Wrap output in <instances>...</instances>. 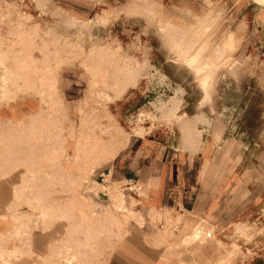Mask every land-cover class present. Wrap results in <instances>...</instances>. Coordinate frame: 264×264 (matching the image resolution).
<instances>
[{
  "label": "crops",
  "instance_id": "obj_1",
  "mask_svg": "<svg viewBox=\"0 0 264 264\" xmlns=\"http://www.w3.org/2000/svg\"><path fill=\"white\" fill-rule=\"evenodd\" d=\"M12 1L27 15L40 12L29 0ZM54 1L55 4L76 15L83 22L92 20L95 14L107 16L102 13L106 9L97 12L99 10L97 0ZM198 2V0H144L143 2H130L125 10L131 12L135 6L138 7L139 16L135 28L141 45L147 51L148 61L153 67L154 74L152 75L157 78V72H160L167 78L161 77V83L166 80L162 85L159 84L158 79L155 81L153 94L161 93L169 100L177 90L182 89L179 114H186L190 118L197 114L203 115L202 123L197 125V129L201 131V146L197 150L184 148L176 122L164 129L159 128L161 124L157 128L147 127L149 132L145 130L142 136L135 134L139 132L141 125L133 120L136 127L130 130L127 145L113 160L106 163L109 167L107 173H102V175H111L113 183L126 181V189L133 193L130 197L137 200V205L133 210L142 216L144 224L140 225L129 220L124 224V231L132 234L123 238L118 245H114L113 235L110 233V240L104 241L105 247L91 250L88 248L96 243L97 239L88 240L89 243L83 246L82 243L86 240L84 232H73L76 237L72 242L70 221L67 222L65 218L52 222L47 228L40 227L41 220L35 224L27 222L28 232H30V250L29 253L20 257L21 264L65 263L61 257L66 253L67 257L73 258V264H95L94 257L97 256V252L107 253L108 258L106 257L105 264H112L118 256L127 259L129 264H208L206 249L205 251L201 249V261L195 262L192 255L193 250H188L178 243L160 242L163 244L159 245V242V244L155 242L157 236L153 233L155 229L152 225V216L158 215L154 221L160 232L163 231L169 215L173 216L172 219L176 215L181 218L185 217L184 221L186 218H201L203 223L213 227L215 231L226 232L224 239H227V235L229 237L234 235L235 226L249 223L257 217L263 205L261 199L256 197L255 191L250 189L249 184L245 186L241 184L238 174L264 172L259 165L245 166L242 164L246 156H264V153L257 154L264 148V9L254 0H203L201 3ZM146 4L149 6L148 14ZM113 10L119 14V10ZM194 15L199 18L207 16L209 25H211L209 30L211 36L208 38L210 45H208L205 56L210 55L215 47L221 46L230 34L236 42L234 52L231 53L232 49L229 51L230 56L219 53L214 59L219 62L224 60L225 56H229V62L234 61L236 65L234 70L221 68L215 72L214 89L213 85H208L207 89L203 88L202 83L205 79L209 81V74L201 76L199 71L201 78L199 81L196 78V72L186 66L184 60L178 55L181 38L185 36V30L194 23ZM112 27L114 28V25L110 27V30L113 29ZM136 85V88L128 87L124 92L126 94L123 100L112 107L115 121L125 128H128V120L134 118L130 116L136 112L135 110L150 109V104L155 102V96L149 99V95L145 93V90H149L148 86H142L140 83ZM212 89V100L206 102ZM259 96L262 97L261 103ZM10 108L4 107L3 109L6 118L10 117L12 112L20 115V110H26L25 112L28 113L30 112L28 110L33 109V107L29 109L27 106L19 107V105L10 106ZM156 114L154 119L157 118ZM254 115H257L256 123L259 126L256 137L252 139L255 142L253 149L256 151L249 153L250 145L246 143L249 140L246 136L249 133L247 126ZM160 117L161 109L159 110ZM234 156H239L240 161L236 162ZM58 164L59 177H66V174L71 172L74 173V177L81 175L76 169L67 172L64 160ZM9 175L0 178V215H4L0 216V231L6 237L13 236H9L15 224L11 219L12 215L25 213L35 219L32 215L33 211L30 214L29 210L25 211V208L22 209L20 206L21 203H28L32 200L35 185L31 183L30 188H27L21 197L16 198L15 189L23 184V180L16 182ZM59 177L56 180L58 182ZM44 180L46 183L47 181L55 182L49 178ZM72 186V189L76 188L75 181ZM244 187L249 191L248 194L246 191H240ZM260 187L263 188L257 185L254 190ZM81 190L82 188L79 187L78 202L81 201ZM26 195L29 197H25ZM73 195L76 196V194ZM73 195L67 200H71ZM128 199L129 197L126 206L129 208ZM43 201L54 204L67 202L66 200ZM13 206L15 209H10ZM111 206L107 198L105 208L108 209ZM73 213L76 214L77 210ZM74 218L75 221L71 219V223H77L76 217ZM182 220L179 218L177 222L180 223ZM20 230L25 232L26 229ZM175 232H181V230L177 229ZM152 236H154L153 240L150 238ZM16 239L9 240V243L12 241L11 244H13L11 245L13 249L9 251L21 247ZM39 240H44L46 243L41 245L38 243ZM255 247L259 248V246ZM254 264H264V262L256 260Z\"/></svg>",
  "mask_w": 264,
  "mask_h": 264
},
{
  "label": "rangeland",
  "instance_id": "obj_2",
  "mask_svg": "<svg viewBox=\"0 0 264 264\" xmlns=\"http://www.w3.org/2000/svg\"><path fill=\"white\" fill-rule=\"evenodd\" d=\"M26 1H28V0H26ZM29 1L33 2L32 4H35L34 6L40 12L35 13V14L32 13V15H30L29 19L23 20L15 12V10L12 11L13 6L9 7V6L5 5V3H3L5 1L0 0V20H1L0 21V38H1L0 39V52H2V55L5 57V65L6 66L8 65L7 67H9V68L12 67L13 68L12 72H14L15 75L20 72V70H18V68H16V65H15L16 62L18 61V59H21L23 62H30V61H32V59H34V65L37 68L33 72L38 74V75H42V74L47 72V69H46L47 63L50 64L51 66H54L56 63H59L62 66V73L60 75V81L57 84V88L59 90V93H57V94L53 93L52 98H57L58 96H60L65 100V104L68 107L69 117H66V114H65L66 112H65L64 106H63V111H60V107H58V106L54 107L53 110H55V111L52 112L50 115H48V113H49L48 110L50 108V106H49L50 101H48L49 98L48 97L42 98L34 90V88H35L34 85L26 86L24 84V82L21 79H19V77H18L19 75L15 76L17 81L15 83H11L9 85L10 90H12L10 93H11V98L13 100L10 99L9 103L2 104L0 107V113H2V115H4L3 109H2L4 107L8 108L9 106H18V105L19 106H27V107H28V105H30L28 107L29 109H31V107H33L34 110L40 109L41 111H40V113H38V115H29L28 113L25 112L26 110H20L21 114L18 116H14V117L19 118V117L24 116V120L22 122L23 124L18 125V124L12 123L10 128H9L8 134H13L15 129H20V130L26 129L27 130V128L32 129V128H37V127H43L44 130H42V132L41 131L40 132L35 131L33 133L28 132V130H27V131H25V133H19V135L16 136L17 138H13V139L11 138L10 140L6 139L5 141H3L0 144V150H2V149H4V144H6L8 146V145H10L9 141H11L13 149L20 147V148L27 150V152L18 153L17 155L19 156V158H23V157H25V158L30 157L31 159L33 158L32 161H30V163H27V165L20 164L18 167L12 166V167H9L7 169L8 174H10L9 176L11 178H13L14 181L21 182L23 180V177L25 176V173L27 172V170L33 171L34 172V173H32L33 175H29V174H27V175L31 176V180H33L32 183L34 185H38L39 188H41L43 200H66L68 202V200H67L68 197L73 195V189H72L73 182L72 181H66L65 183H60V182L56 181L57 178L59 177V173H60V168H58V165H57L58 162L60 160L65 159L66 155H70V156L75 155V152H76L74 150L75 149V143L80 138V136L82 138L83 135H90L92 133H95V134H98L99 137L101 136V138L106 140V138L109 137V135H107L108 132L110 133V132L116 131L119 134H123V133L125 134L126 133V134H128V136L130 138L129 132H131L130 131L131 129L136 127L135 122H137V117L139 115H142V118H144L143 121H141L142 123L141 122L138 123L141 125V129L144 132H145V130H146V132L147 131L149 132V129L147 127H150L151 129L157 128L161 124L159 126V128L164 129L165 127L171 126L174 122H176L178 129L181 133V142L183 145L186 142H184V140H183V135H182V132L180 129V122L181 121L182 122H184V121L190 122L192 124V126L194 127L195 134H197V135L193 134L194 137L196 136L195 140L198 142L196 149L201 146V140H200L201 131H199L197 129V125L199 123H202L204 117L202 114H197L192 118L188 117L186 114H182V113L179 114L180 105L182 103L181 90H177L175 92V95L170 97V99L166 100V102H165V103H168V102L173 100V104H174L173 108H175L173 110L176 111L175 118L173 119V121H171V122L166 121L165 122V120L160 119L159 118V110H156L157 111L156 116H157V118H159V120L158 119H150L148 117H145L144 113H146V111L151 110V109L145 108L143 110H135L136 112H134L130 116V118H132V116L134 118L128 120V123H127L128 128L122 127L121 125H119L117 123V121H115V118L112 114L113 113L112 107H113V105L117 104V102H120L121 100H123V96H125V94H126V93H124L125 91L122 93V95L120 97H118L112 101H108L107 97L104 94L105 92H107V93L111 94L112 96H114L115 92H112V91L116 90L115 89L116 86L117 87L121 86L120 83L121 82L123 83L124 80L126 79V78L123 79L124 77L121 75H118V76L114 75L115 71H117L116 67H117L118 63H115V65H114L115 71H113L112 66H110V64H109V62L113 59V57L108 56L106 58L103 56H94L93 58L89 59L86 57V54L84 52H75L73 50L70 51V49H69L70 46H68V48H67V46L65 44L68 41L76 42L77 38H79V40L82 39L81 41H84L83 46H84V49L87 51L92 44H99V45L101 44V45L105 46V45L110 43L109 45H111V47L119 48L120 52L122 53V55L126 61H129L131 59L129 61L131 63L130 64L131 67H133L134 69L136 67L142 68L144 61H146L148 58L146 56L147 55L146 49H144V47L141 45L140 40L137 39L139 37H138L137 29L135 28V26H136V22H137V19L139 16V12L137 10L138 7L135 6V9H133L131 12L126 11L125 7L130 2H137V1L143 2L144 0H97L96 4H98L97 6L99 8V10H97V12L101 11V9H106L108 11L115 13L113 10V9H115V10H119V14L115 13L117 16L110 18L108 22H105L101 25L95 24V25H93V27H91V29L86 28L85 26L83 27V25L79 23L80 22L79 20H77V19L74 20L72 18V16H70L71 15L70 12H67L66 14H64L63 11L61 10L62 11V13H61V11L56 6L57 4H55L54 0H47V1L41 0L42 2H40V0H29ZM44 1H46V2H44ZM146 1H148V0H146ZM198 1H199L198 3L203 2V0H198ZM260 4H262V3H260ZM260 4H259V6H261V8L264 9V4H262V5H260ZM15 7H17V5H15ZM145 7L147 10V14H148V11H149L148 4H146ZM17 8H19V7H17ZM19 11H20V13H23L21 10H19ZM44 12H45V14H42ZM96 15L97 14H95L93 18H95ZM7 16H9V18ZM146 17H147V15H146ZM201 19L202 18H200V20ZM147 20H148V17H147ZM73 21H76V22L72 23ZM77 21H79V22H77ZM22 25L24 26V28ZM112 25H114V28L112 27L113 29L110 30V27ZM80 26H82V27H80ZM35 27H37L39 29L40 33L33 32V29ZM200 27H202L203 29ZM200 27L198 25V27L195 26L194 28L191 27V28H187L185 30V36L181 38V41L183 42V44H182L183 47L185 46V44L187 42H189L187 44V48H189V50L185 54L179 53L178 55L180 58H182L184 60L183 61L184 64L186 66H188L191 70H193V71L199 70L201 72V76L204 74H209L211 71L214 72L213 73L214 75L212 74V82H213V89H214V83L216 81V75H215L216 73L215 72L218 69L223 68V66L220 68H216V69L214 68L213 70H207L206 67H204V65H206L208 60L216 59L214 56L217 55L216 52L219 48L215 47V49L212 51V53L208 56H205V52H207V49H204L201 52L198 51V45L199 44L203 45L204 43L209 42L208 38L211 36V35H209V33H210L209 30L211 28V26L209 25V20L202 23V25ZM81 28L84 30H80ZM85 28L88 29V31ZM1 31H3V32H1ZM49 31H54V34L50 35L48 33ZM22 32H25V33H22ZM7 34H8V36L6 37ZM11 34H14L15 36H13ZM80 37H82V38H80ZM93 37H95V38H93ZM109 41H112V42H109ZM17 42H18V44H16ZM12 43H13V45H12ZM5 44H6V46H5ZM43 44H45V45H43ZM36 45H38V46H36ZM235 48H236L235 39H234L233 35H231V36L229 35L226 38V40L224 41V43H222L220 53H225V55H228L229 51L232 49L231 52L233 53ZM3 49H5V50H3ZM24 52H26V53H24ZM68 54H72V55H68ZM24 56H26V57H24ZM136 56H138V57H136ZM69 57H70V59H69ZM50 59H52V60L50 61ZM94 59H96V60H94ZM137 59H139V60H137ZM14 61H15V64H14ZM37 61H39V62H37ZM104 61H108V62L104 63ZM231 63H233L232 67L229 68V66L227 65L226 69L234 70L236 65H234V61H231ZM106 68H108V69H106ZM152 69H153L152 67H150V68L148 67L147 70L141 71V73L139 75L140 77L138 76L139 79L137 82V83H140L142 86H148L149 87V90H146V92H145L147 96L149 95V99H151V96H155L153 94V92H154L153 87L155 85V81L157 80V78L154 75H151V74H154V71H152ZM97 76H99V78ZM113 76H115V77H113ZM104 77L113 78V79L115 78V81H113L112 79H107V78L105 80ZM93 80H94V83H93ZM100 80H103V81H100ZM100 82H101V84H100ZM164 83H165V81L163 80L162 84H164ZM136 84L131 85V86L132 87L134 86L136 88V86H137ZM131 86H128V87H131ZM213 89H212L211 95L209 96V99L206 102H209L212 100ZM14 92L16 94H14ZM208 94H209V92H208ZM261 98L262 97L259 96V102L260 103L262 102ZM95 100H97V101H95ZM28 111H31V110H28ZM93 113H94V115H92ZM102 113H103V115H101ZM82 115H84V116H82ZM256 116L257 115H254V117L252 119H250L251 121L249 122V124L247 126L249 133H248V135L246 134V136L248 137L249 140H247L248 142H246V143H249V145H250L249 151H248L249 153H255V151H256L253 149V143H255V142L252 140L256 137V131L259 127L256 123V118H257ZM152 117L154 118L155 114ZM86 118H87V120H85ZM63 120H65V121H63ZM133 120L135 122H133ZM32 122H35V123H32ZM113 122H115V124ZM102 123H104L103 124L104 126L102 125ZM152 124H154V126ZM117 125L120 126L122 128V130H118V129L114 128V127H117ZM60 127H63V130H64L62 135H64V137L67 135L65 137L67 142H66V145L64 143V150H58L57 153L54 154L56 157L58 155H62V157L60 159H56V158H53V156H51V155L53 153L52 151L54 150L53 145H55V144L59 145V140H58V138L55 137V133L57 132L58 128H60ZM84 127L87 131L84 129ZM89 128H91V129H89ZM77 129H78V131H77ZM99 131L100 132L102 131V132L100 133ZM71 132H73V133L71 134ZM187 143H190V142H187ZM246 145H248V144H246ZM45 146L49 147L48 151H50V152H48L47 150L45 151V149H44ZM58 147L60 149V145ZM66 147H67V150H66ZM259 153H264V148L257 152V154H259ZM46 157H48L49 159H47ZM233 158L236 162L240 161L239 156H234ZM242 164L245 166L259 165L264 170V156H261V157L260 156L259 157L246 156L243 158ZM77 166L78 165L75 163V159H73V158H69L68 160H64V167L67 168V170H66L67 172L71 171V170H68V168L76 169L75 167H77ZM108 167H109V164L94 167L95 172L89 178L94 179L95 181L99 182L101 185H104L105 187H107L109 185V188L104 189V188L100 187V188H98L99 190L96 193L94 191H88V187L87 188L84 187L81 190V196L82 197H87V198L90 197L91 198V200H89L90 204L87 205L88 207H87L86 212L87 213L89 212V214H94L95 220L105 219V218L108 219L107 217L109 215L105 214V212L107 210L110 211L109 209H111L110 212H111L112 216L120 217V219L122 217L124 218L123 213H121L120 211H118L116 209L114 210L113 208H110V207L108 209L105 208V200L108 198L109 203H111V205H112V193L114 192V190L116 192H123L125 201H127V198L133 194L132 192H128V190L126 189L127 186H125V182L115 183L113 186L111 185V175H109V176L102 175V173H104V174L107 173L106 171H107ZM76 170H79L80 174L82 173L81 167L79 169L77 167ZM238 176L240 177L241 184L243 186H245V184H249L250 189H252V191H255V193L257 195L256 197L261 199V203L263 205L261 206L256 218H254L253 220H250L249 223H243V224L235 226L236 230L234 232V235L230 236V237L227 235V237H226L227 239H224L223 236L227 234L226 232H219L217 230L215 231L213 227L208 226L205 223H203L201 218H197V217H194L193 219H187L186 218L185 221L183 219V221H180V223H179L177 221L179 218L181 220L180 216L176 215L172 219L173 216L171 217L169 215V217L167 218V221H166V224H168V225L167 226L165 225V227L163 228V230L165 229L164 231L167 234V235L165 234L166 239L163 241V243L164 244L178 243L179 245H182L184 248H186L188 250H193L192 255H193V259L195 260V262L201 261V257H200L201 256V249H203L204 251L206 249L208 251V258H207L208 264H217L219 259L221 257H224L228 250H231L234 248H236V251L234 253L235 256L234 257L232 256L233 257L232 262L229 259L230 258L229 256H226V258H225L226 260L228 258L227 261H229L230 264H254L256 260H262L264 262V172H259V173L245 172V173L238 174ZM45 178H49L55 182H52V183H50V185H47L46 181L44 180ZM106 179H107V181H106ZM112 183H113V180H112ZM110 185L112 186L111 188H110ZM257 185L263 186V188L260 187L257 190H254L255 189L254 187H256ZM55 188L59 189V190L57 191ZM240 191L241 192L246 191L247 194L249 193V191L245 187ZM25 197H29V195H26ZM80 200L82 202L87 203V200H85L84 198L80 197ZM128 200L130 202L129 208L135 209L134 206L137 205V200H135V198H132V197H130V199H128ZM32 205H37V203L32 204ZM20 206L22 207V209L25 208V209L29 210L30 214H32V211L39 213L38 209H36L34 211V209H32L30 207L31 205H29L28 203H21ZM72 220L75 221V218H73ZM130 220H132V219H130ZM169 220L170 221L172 220V221L169 222ZM76 221H79V220L77 219ZM67 222H68V220H67ZM186 222L188 223L187 226H186V224H187ZM102 224H104L106 226L108 225L110 228L109 222L105 223L104 221H102ZM152 225H153V228L155 229V234L157 232H159V230H158L159 227L155 221H152ZM199 225L204 227V230H205L204 232H208L209 228L211 227L213 229V232H214V236H213L214 238H211V240L207 238L206 240H204L201 243H198L197 241L190 240V237H192V233H193L195 227H197ZM124 226L125 225H123L121 229L114 228L113 226H112V228L109 229L110 233H112V235H113V237H112L113 238V240H112L113 244L115 241L114 233L124 231L125 230ZM40 227L41 228H47V226L45 227L43 223H42V225H40ZM167 227H169V228H167ZM245 227L247 230L245 229ZM253 227H254V229H253ZM177 229H180L181 232H175ZM109 230H107V232ZM164 231H162V232H164ZM75 232H81V231H80V229H78V230H75ZM107 232H103V231L100 232L96 236L97 242L92 244L88 249L97 250L98 248L100 249L102 246L105 247L104 241L110 240V236H109L110 233H107ZM76 235H77V233H76ZM74 237H76V236L72 232L71 238H70L72 240V242L74 241ZM188 237H189V240L187 239ZM5 239H6L5 242H3L4 240H2L0 242L4 243L2 248L4 250L9 251L13 247V246H11V245H13V244H11L12 241L9 243V240L15 239V236L6 237ZM151 240H153V236L151 237ZM215 240L216 241L218 240V241L215 242ZM214 243H216L217 245ZM255 246H259V248L257 249ZM23 255L24 254H22L21 256H23ZM20 257L19 256L14 257L13 259L10 260L11 263L21 264ZM106 257H107L106 252H104V253L97 252V256L94 257L95 258L94 260L96 261L95 264H105L104 261H105Z\"/></svg>",
  "mask_w": 264,
  "mask_h": 264
},
{
  "label": "bare ground",
  "instance_id": "obj_3",
  "mask_svg": "<svg viewBox=\"0 0 264 264\" xmlns=\"http://www.w3.org/2000/svg\"><path fill=\"white\" fill-rule=\"evenodd\" d=\"M5 2V5L11 7L13 6L12 8V11L15 10V12L23 19V20H27L30 18V15H27V14H24V13H20L19 11V8L15 7V4L12 0H3ZM47 1V0H46ZM44 1V2H46ZM256 3L260 4L262 3L261 0H254ZM25 2V1H24ZM37 2V1H36ZM40 2H42L40 0ZM264 4V3H262ZM260 4V5H262ZM39 5V4H38ZM44 6V5H43ZM58 7V9L61 11H63L64 14H66L68 11H65L63 8H61V6L59 5H56ZM46 7V6H45ZM2 8V7H1ZM39 8V7H38ZM5 10V9H4ZM61 11V13H62ZM14 12V13H15ZM13 13V14H14ZM102 13L106 14L107 16H103V15H100V14H97L95 18H93L92 20H88L86 22H83L81 19H79L76 15L72 14L70 16H72V18L74 20H79L77 22H79L80 24L83 25V27L85 26L86 28H90L93 27V25H98V24H103L105 22H108L110 18L112 17H115L116 14H114L113 12L111 11H106V10H103ZM42 14H45L42 13ZM212 14V13H211ZM9 15V14H8ZM11 15V14H10ZM209 16V15H208ZM9 18V16H7ZM7 18V19H8ZM18 19V18H17ZM21 19V20H22ZM194 23L192 25H190L188 28H191V27H199L202 25V23L208 21L209 19L207 18V16L203 17L201 20L200 18L197 16V15H194ZM214 20V19H213ZM213 20H210L211 22ZM1 21V20H0ZM4 22V21H3ZM24 22V21H23ZM76 21H73L72 23H75ZM179 23V22H178ZM210 23V22H209ZM5 24V23H4ZM38 24V23H37ZM17 25V24H16ZM15 25V26H16ZM72 25V24H71ZM23 26V25H22ZM32 26V25H31ZM42 26V25H41ZM49 26V25H48ZM211 26V25H210ZM40 27V26H39ZM82 27V26H80ZM8 28V27H7ZM24 28V26H23ZM85 28V29H86ZM202 28V27H200ZM19 29V28H18ZM89 29V30H90ZM203 29V28H202ZM10 30V29H9ZM12 30V29H11ZM16 30V29H15ZM48 30V29H47ZM80 30H84V29H80ZM88 31V29H86ZM3 32V31H1ZM17 32V31H16ZM33 32L35 33H40L39 29L37 27H35L33 29ZM92 32V31H91ZM22 33H25V32H22ZM50 35L54 34V31H49L48 32ZM47 33V34H48ZM122 33V32H121ZM48 34V35H49ZM263 34V33H262ZM5 35V34H4ZM13 36H15L14 34H11ZM58 35V34H57ZM8 36V34L6 35V37ZM231 36V34H230ZM2 37V36H1ZM10 37V36H9ZM109 37V36H108ZM55 38V37H54ZM82 38V37H80ZM95 38V37H93ZM112 38V37H111ZM1 39V38H0ZM113 39V38H112ZM134 39V38H133ZM139 39V38H137ZM22 40V39H21ZM82 39L79 40V38H77V41L74 42V41H68L66 44L67 48L68 46H70V51L73 50L75 52H84L86 54V57L87 58H93L94 56H103V57H108V56H111L113 57V59L109 62L110 66H112L113 68V71L114 70V65L115 63H118L117 67H116V70L115 71V76H118V75H121L123 76L125 79L124 82L120 83L121 86L117 87L116 86V90L112 91V92H115L114 96H112L111 94L105 92V96L107 97L108 101H112V100H115L116 98L120 97L122 95V93L124 91H126V89L128 88V86H131V85H135L137 82H138V76L140 75L141 71H144V70H147V68L149 67H152L151 64L149 63L148 59L146 61H144L143 63V66L142 68L141 67H136L135 69L133 67H131V63L129 61H126L122 55V53L120 52L119 48H113L111 47V45H109L110 43L109 42H112V41H109L107 45L103 46V45H99V44H92L89 49L86 51L84 49V46H83V42L84 41H81ZM95 40V39H94ZM16 41V40H15ZM97 41V40H96ZM99 41V40H98ZM114 41V40H113ZM121 41V40H120ZM14 42V41H13ZM55 42V41H54ZM119 42V41H118ZM9 43V42H8ZM7 43V44H8ZM31 43V42H30ZM126 43V42H125ZM124 43V44H125ZM134 43V42H133ZM189 42H187L184 46V49L182 44L183 42L180 41V45H179V50L178 52L180 53H187V51L189 50V48H187V44ZM3 44V43H2ZM1 44V45H2ZM18 44V42L16 43ZM51 44V43H50ZM123 44V45H124ZM146 44V43H145ZM144 44V45H145ZM10 45V44H9ZM13 45V43H12ZM29 45V44H28ZM45 45V44H43ZM127 45V44H126ZM209 42H206L204 43L203 45L199 44L198 45V51L201 52L203 51L204 49H207L208 47ZM3 46V45H2ZM6 46V44H5ZM38 46V45H36ZM120 46V45H119ZM222 46V45H221ZM221 46H219L218 48L221 50ZM10 47V46H9ZM139 47V46H138ZM40 48V47H39ZM122 48V47H121ZM132 48V47H131ZM217 50L216 54L214 57L217 58V56L219 55L220 53V50ZM5 50V49H3ZM39 50V49H38ZM67 50V49H66ZM20 51V50H19ZM62 51V50H61ZM125 51V50H124ZM135 52V51H134ZM146 52V51H145ZM26 53V52H24ZM232 53V52H231ZM229 53V56L230 54ZM61 54V53H60ZM78 54V53H77ZM143 54V53H142ZM68 55H72V54H68ZM144 55V54H143ZM148 56V55H146ZM229 56H225L224 60H221V61H217V60H208L206 65H204V67H206L207 70H213L214 68H220L223 66V68H226V66L228 65L229 68L232 67L233 63L229 62L230 60L229 59ZM26 57V56H24ZM132 57V56H131ZM138 57V56H136ZM233 57V56H232ZM39 58V57H38ZM43 59V58H42ZM70 59V57H69ZM13 60V59H12ZM11 60V61H12ZM37 60V59H36ZM52 59H50L51 61ZM68 60V59H67ZM96 60V59H94ZM134 60V59H133ZM139 60V59H137ZM143 61V60H142ZM39 62V61H37ZM105 62H108V61H104ZM41 63V62H40ZM70 63V62H69ZM103 63V62H102ZM241 63V62H240ZM14 64H15V61H14ZM37 64V63H36ZM108 64V65H109ZM16 68H18V70H20L19 73H17L16 75L14 74V72H12L13 68H9L5 65V57L2 55V52H0V107L2 104H7L9 103L10 99L13 100L11 98V91L10 90V84L11 83H15L17 81V79L15 78V76H18L19 79H21L24 84L26 86L28 85H34L35 88L34 90L37 92V94H39V96H41L42 98H46L48 97L50 101V108L48 110V115H50L52 112H54L55 110H53L54 107L58 106L60 107V111H63V106H64V109H65V114H66V117H69V113H68V107L66 106L65 104V100L58 96L57 98H52V95L53 93H59V90L57 88V84L59 83L60 81V75L62 73V66L59 64V63H56L54 66H51L50 64L47 63V66H46V69H47V72L42 74V75H38L36 73H34L33 71H35V69L37 67H35L34 65V59H32V61L30 62H23L21 59H18V61L16 62ZM90 65V64H89ZM104 65V64H103ZM102 65V66H103ZM242 65V64H241ZM10 66V65H9ZM91 66V65H90ZM225 66V67H224ZM89 67V66H88ZM96 67V66H95ZM102 68V67H101ZM104 68V67H103ZM153 68V67H152ZM108 69V68H106ZM110 69V68H109ZM112 70V69H111ZM119 71V72H118ZM196 75H197V79L200 81L201 78L199 77V70H196L195 71ZM113 73V72H112ZM151 73V72H150ZM153 73V72H152ZM214 72H210L209 73V81L208 80H204V82L202 83L203 84V88L204 89H207L208 85H213V82H212V74ZM252 73V72H251ZM152 75V74H151ZM214 75V74H213ZM101 76V75H100ZM113 76V77H115ZM99 78V76H97ZM96 77V78H97ZM102 77V76H101ZM140 77V76H139ZM161 77L163 79H167L166 76L163 74V73H160V72H157V79H158V82L159 84L162 85L161 83ZM74 78V77H73ZM103 78V77H102ZM105 80L106 78L107 79H112L113 81H115V78H108V77H104ZM119 78V77H118ZM121 78V77H120ZM104 80V81H105ZM120 80V79H119ZM74 81V80H73ZM100 81H103V80H100ZM121 81V80H120ZM166 81V80H165ZM119 82V81H118ZM93 83H94V80H93ZM105 83V82H104ZM113 83V82H112ZM67 84V83H66ZM99 84V83H98ZM101 84V82H100ZM117 84V83H116ZM112 85V84H111ZM115 85V84H114ZM19 86V85H18ZM100 86V85H99ZM32 88V87H31ZM68 88V87H67ZM68 90V89H67ZM101 90V89H100ZM104 90V89H103ZM16 91V90H15ZM146 91V90H145ZM69 92V91H68ZM14 94H16L14 92ZM18 94V93H17ZM181 94L182 93V89H181ZM209 95V94H208ZM43 100V99H42ZM167 100V97L165 95H161V93H158L157 95H155L154 97V101L155 102H152L150 104V111H146V113H144L145 117H148L150 119H154L152 116L154 114H156V110H160L161 109V117L160 119H163L166 121H173V119L175 118V114H176V111L173 110L175 108H173V100L168 102V103H165ZM21 101V100H20ZM67 101V100H66ZM97 101V100H95ZM103 101V100H102ZM107 101V102H108ZM101 102V101H100ZM83 103V102H82ZM47 104V103H46ZM21 105V104H20ZM7 106V105H6ZM30 105H28L29 107ZM14 107V106H13ZM20 107V106H19ZM57 107V108H58ZM10 108V106L8 107ZM4 109V108H2ZM11 109V108H10ZM15 109V108H14ZM13 109V110H14ZM59 109V108H58ZM86 109V108H85ZM73 110V109H72ZM40 109H37V110H34L32 109L30 112H28L29 115H38V113H40ZM13 114L6 118L4 115H2V113H0V144L5 141L6 139L10 140L11 138H17L16 136L19 135V133H25V131L28 130V132H35V131H38V132H42V130H44L43 127H37V128H32V129H15L14 130V133L13 134H8L9 132V128L11 126L12 123H15V124H18V125H22L23 123V120H24V117H19V118H15L14 116H18L16 115V113L12 112ZM89 113V112H88ZM64 114V115H65ZM63 115V114H62ZM94 115V113L92 114ZM103 115V113L101 114ZM26 116V115H25ZM40 116V115H39ZM84 116V115H82ZM91 116V115H90ZM47 117V116H46ZM45 117V118H46ZM99 117V116H98ZM107 117V116H106ZM54 118V117H53ZM106 119V118H105ZM158 119V118H156ZM60 120V119H59ZM87 120V118L85 119ZM104 120V119H103ZM107 120V119H106ZM159 120V119H158ZM65 121V120H63ZM90 121V120H89ZM109 121V120H108ZM141 121H143L142 119V115H139L137 117V122L140 123ZM30 122V121H29ZM62 122V121H61ZM87 122V121H86ZM32 123H35V122H32ZM105 123V122H104ZM102 123V125L104 124ZM109 123V122H108ZM115 124V122H113ZM142 123V122H141ZM186 125H185V124ZM73 124V123H72ZM95 124V123H94ZM210 124V123H209ZM107 125V124H106ZM60 126V125H59ZM84 126V125H83ZM100 126V125H99ZM104 126V125H103ZM108 128V127H107ZM118 130H122V128L120 126L117 125V127H114ZM85 129V127H84ZM91 129V128H89ZM139 129V128H138ZM180 129H181V132H182V135H183V140L184 142H186L183 146L184 148H187V149H190V150H197L196 147H197V144L198 142L195 140L196 136L194 137L193 134H195V130L194 128L192 127L191 123L190 122H180ZM86 130V129H85ZM63 127H60L58 128L57 132L55 133V137L58 138L59 140V145H60V149H59V145L55 144L53 145V153L51 156H53V158H56V159H60L62 157V155H58L57 157L54 155L57 153L58 150H64V143L66 145V139L63 134ZM78 131V129H77ZM87 131V130H86ZM115 131V130H114ZM138 131V130H137ZM100 132V131H99ZM102 132V131H101ZM100 132V133H101ZM73 132H71L72 134ZM78 133V132H77ZM109 133V132H108ZM107 133V135H109L108 138L103 139L101 138V136L99 137L98 134H95V133H92L90 135H83L82 138L80 136V138L76 141L75 143V155L73 156H70V155H66L65 159L63 160H68L69 158H73L75 159V163L78 165V169L81 167L82 169V173L81 175H76L74 177V173L71 172V173H67L66 174V177H63V176H60L59 177V182H66V181H72V182H76V188L73 189V194H76V196L73 195L72 199L71 200H68V202L66 203H57V204H54L53 202H46V201H43V195H41V188L38 187V185H35L33 187V197H32V200L28 201L29 205H31L30 207L32 209H34V211L36 209L39 210V213H36L34 212V214H32L33 216H35V219L31 217H29L28 214H14L11 216V219L12 221L15 223L12 230L9 234V236H15V239L17 241H19V243L21 244V247H16L14 250L12 251H7V250H4L2 248L3 244L2 242H0V264H13L11 263V259H13L14 257H20L22 254H26L27 252L29 253V239H30V232H28V229H29V226L27 224V222H30V223H37L39 220L42 221V223L45 225V226H49L52 222L56 221V220H59L61 218H65L67 220L70 221V226H71V232H75V230H78L80 229L81 232H84V234L86 235V240L83 241V246L88 244L90 240H92L93 238L94 239H97L96 238V235H98L100 232H107V230H109L110 228H112V226L114 228H119L121 229L122 226L128 222L130 219H132L133 221H135L136 223L140 224V225H143V218L142 216H140L137 212H135L133 209H129L127 206H126V201H125V198H124V194L123 192H116L114 190V192L112 193V206L110 208H113L114 210H118L120 211L121 213H123V216L124 218L120 219V217H117V216H112L111 214V209H109L110 211L108 212H105V214H108L109 216L107 217L108 219H98V220H95L94 219V214H89V212L87 213V205L90 204V201L91 198L90 197H82L81 198H84L85 200H87V203L85 202H78L79 199V187L81 188H84V187H88V191H94L95 193L99 190L98 188H104V189H107L109 188V185L107 187H105L104 185H101L99 182L95 181L94 179H90L89 177H91V175L95 172L94 170V167L96 166H100V165H104L108 162H110L111 160H113L115 158V156L118 154V152L120 150H122L128 143L129 141V136L128 134H119L117 133L116 131L115 132H110L109 134ZM139 134V135H142L145 133L142 129H139V132H135V134ZM197 135V134H195ZM137 136V135H135ZM103 137V136H102ZM81 139V140H80ZM192 141V142H191ZM10 145H6L4 144V149L0 150V178H3L5 176L8 175V168L9 167H18L20 164H25L27 165V163H30V161H32V159L29 157V158H19V156L17 155L18 153H24V152H27L26 149H23V148H16V149H13V146L11 144V141H9ZM187 142H190V143H187ZM3 145V144H2ZM45 151L49 149L48 146H45ZM220 149V148H219ZM15 150V151H14ZM66 150H67V147H66ZM221 150V149H220ZM70 151V150H69ZM50 152V151H48ZM213 154V153H212ZM214 156V155H213ZM47 159H49L48 157H46ZM64 158V157H63ZM19 159V160H18ZM62 160V162H63ZM61 161V160H60ZM59 161V162H60ZM73 161V160H72ZM58 162V163H59ZM57 163V162H56ZM62 164V163H61ZM198 164V163H197ZM214 164V163H213ZM80 165V166H79ZM59 166V164H58ZM77 167H75L77 169ZM64 169V168H63ZM67 170V168H65ZM68 170H73V168H68ZM78 172V170H77ZM33 172L31 171H27L25 173V176L23 178V184L16 188L15 189V197L16 198H19L23 195V192L27 189V188H30V184L33 182V180H31V176L29 177L27 174H30V175H33L32 174ZM253 175V174H252ZM107 176V175H106ZM68 178V179H67ZM42 179V178H41ZM107 181V179H106ZM126 182V181H125ZM49 183H52V181H47V185ZM115 183H112L111 182V185L113 186ZM50 185V184H49ZM87 185V186H86ZM110 185V188L112 187ZM129 188V187H128ZM133 188V187H132ZM56 189V188H55ZM54 190V189H53ZM57 191L59 189H56ZM55 190V191H56ZM112 190V189H111ZM133 190V189H132ZM136 191V189H135ZM134 191V192H135ZM225 191V190H224ZM132 196V195H131ZM130 199V197H129ZM8 200V199H7ZM36 202L37 205H32V203ZM82 203V204H81ZM152 208V207H151ZM10 209H15V207H11ZM25 211L27 209H24ZM77 210V213L74 214L73 211ZM165 211V210H164ZM172 212V211H171ZM92 213V212H91ZM153 213V212H152ZM151 214V213H150ZM186 214V213H185ZM3 215V214H2ZM0 215V216H2ZM187 215V214H186ZM4 216V215H3ZM156 216H158L157 214L156 215H153L152 216V221H154L156 218ZM74 217H76L79 221L76 222H72L71 223V219H73ZM146 217V216H144ZM149 218V217H148ZM185 218V217H184ZM184 218H181V219H184ZM190 219V218H189ZM2 220V219H1ZM166 220V219H165ZM102 221H104L105 223L106 222H109V225H110V228L109 226L107 227L106 225L102 224ZM172 221V220H171ZM169 220V222H171ZM183 221V220H182ZM164 223V222H163ZM184 223V222H183ZM238 223V222H237ZM172 224V223H171ZM168 224H166L167 226ZM170 225V224H169ZM147 226V225H146ZM152 226V225H151ZM187 226V225H186ZM35 227V226H34ZM156 227V226H155ZM241 227V226H240ZM250 227V226H249ZM22 228H25V232H21L20 229ZM169 228V227H167ZM256 228V227H255ZM207 229V228H206ZM246 229V227H245ZM244 229V230H245ZM254 229V227H253ZM165 230V229H164ZM163 230V231H164ZM247 230V229H246ZM259 230V229H258ZM65 231V230H64ZM99 231V232H98ZM168 231V230H167ZM204 227L199 225L197 227H195L193 233H192V237H190V240H193V241H197L198 243H201L203 242L204 240H206L207 238L211 240V238H214V232H213V229L210 227L209 228V231L208 232H204ZM171 232V231H170ZM107 233H110V230L107 232ZM155 233V232H153ZM132 234L131 232H125V231H122V232H115L114 233V238H115V241H114V245H118L121 240L123 238H125L127 235H130ZM165 234L166 232H157L156 233V236H157V239L155 238V242H163L166 238H165ZM148 236V234H146ZM167 235V234H166ZM179 235V234H178ZM154 237V236H153ZM6 236L0 231V241L4 240L3 242L6 241ZM102 238V237H101ZM151 238V237H150ZM145 239V238H144ZM148 239V237H147ZM189 240V237L187 238ZM89 240V241H88ZM218 241V240H217ZM215 240V242H217ZM221 242V241H220ZM151 243V242H150ZM158 243V244H159ZM16 244V243H14ZM163 243H160L159 245H161ZM216 244V243H214ZM217 245V244H216ZM17 246V245H16ZM156 246V245H155ZM13 248V247H12ZM217 248V247H216ZM235 251H236V248L234 249H231V250H228L227 253L225 254L224 257H221L218 261L217 264H230L227 258V260L225 259L226 256H229L231 262H232V258L235 256ZM67 252V251H66ZM67 253L64 254V256L61 257L62 260H65L63 262H60V263H57L55 262L54 264H73V258H69L67 257ZM219 256V255H218ZM221 256V255H220ZM233 256V257H232ZM29 258V257H28ZM108 258V257H107ZM218 258V257H217ZM96 262V261H95ZM106 262V261H104ZM100 263V262H99Z\"/></svg>",
  "mask_w": 264,
  "mask_h": 264
},
{
  "label": "snow or ice",
  "instance_id": "obj_4",
  "mask_svg": "<svg viewBox=\"0 0 264 264\" xmlns=\"http://www.w3.org/2000/svg\"><path fill=\"white\" fill-rule=\"evenodd\" d=\"M261 2L264 3V0H261ZM38 243L41 244V245H43L44 243H46V241L39 240ZM112 264H129V261L127 259H125V258H122V257H119L118 256V257H116L113 260Z\"/></svg>",
  "mask_w": 264,
  "mask_h": 264
}]
</instances>
